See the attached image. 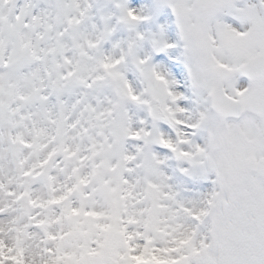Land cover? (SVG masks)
<instances>
[{"label": "snow or ice", "instance_id": "obj_1", "mask_svg": "<svg viewBox=\"0 0 264 264\" xmlns=\"http://www.w3.org/2000/svg\"><path fill=\"white\" fill-rule=\"evenodd\" d=\"M0 264H264V0H0Z\"/></svg>", "mask_w": 264, "mask_h": 264}]
</instances>
